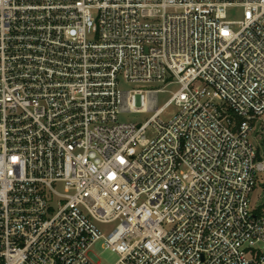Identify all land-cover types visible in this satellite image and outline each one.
<instances>
[{
	"label": "built area",
	"instance_id": "2783aa9c",
	"mask_svg": "<svg viewBox=\"0 0 264 264\" xmlns=\"http://www.w3.org/2000/svg\"><path fill=\"white\" fill-rule=\"evenodd\" d=\"M263 119L264 0H0V264H264Z\"/></svg>",
	"mask_w": 264,
	"mask_h": 264
},
{
	"label": "rangeland",
	"instance_id": "374dc122",
	"mask_svg": "<svg viewBox=\"0 0 264 264\" xmlns=\"http://www.w3.org/2000/svg\"><path fill=\"white\" fill-rule=\"evenodd\" d=\"M124 87L127 89L130 88L129 86ZM151 88H162V85H153L151 86ZM178 90L179 86L172 85L166 89V93H161L159 95V107H163L170 100L173 93ZM175 111L176 110L174 107L167 109L166 113L161 117V120H167L168 116H171V114H173ZM153 115L154 113H126L120 115V121L145 124ZM147 138H154L153 131H148ZM250 141L258 149L260 155L264 157V121L257 125L256 129L251 133ZM262 185H264V174H261L259 176L258 185L256 187L255 192L252 194V204L254 206L264 205V188L262 187ZM117 225L118 224L115 223L107 226H99V229L101 230L102 235L104 237H107L117 227ZM102 245L103 240L97 243L96 246L93 248L94 254L99 259V264H117L120 260V255L105 249Z\"/></svg>",
	"mask_w": 264,
	"mask_h": 264
},
{
	"label": "trees",
	"instance_id": "16d2710c",
	"mask_svg": "<svg viewBox=\"0 0 264 264\" xmlns=\"http://www.w3.org/2000/svg\"><path fill=\"white\" fill-rule=\"evenodd\" d=\"M264 209V205L261 207V210Z\"/></svg>",
	"mask_w": 264,
	"mask_h": 264
},
{
	"label": "water",
	"instance_id": "95a60500",
	"mask_svg": "<svg viewBox=\"0 0 264 264\" xmlns=\"http://www.w3.org/2000/svg\"><path fill=\"white\" fill-rule=\"evenodd\" d=\"M262 187L264 188V185H262Z\"/></svg>",
	"mask_w": 264,
	"mask_h": 264
}]
</instances>
